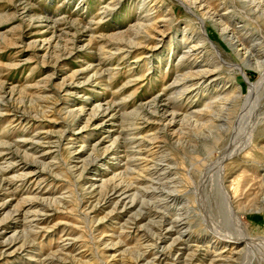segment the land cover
Masks as SVG:
<instances>
[{
  "label": "rangeland",
  "instance_id": "rangeland-1",
  "mask_svg": "<svg viewBox=\"0 0 264 264\" xmlns=\"http://www.w3.org/2000/svg\"><path fill=\"white\" fill-rule=\"evenodd\" d=\"M181 1L0 0V264H188L191 254V264H259L243 259V247L220 253L223 239L211 238L194 184L202 160L219 159L251 134L248 152L226 160L223 179H237L247 201L260 203L238 215L247 233L264 238V92L242 106L237 93L246 95L247 79L258 75L248 65L246 76L213 70L219 65L207 49L191 58L213 70L206 82L182 88L190 65L180 58L200 22ZM185 1L207 21L224 61L240 64L210 21L221 0L208 1L206 11ZM226 1L219 15L233 16L230 30L242 29L240 4ZM148 10L171 16L165 32L137 28ZM136 34L141 45L117 51ZM171 116L174 124L162 130ZM36 146L45 168L37 167L38 179H21L8 159L30 162ZM36 220L44 225L35 235Z\"/></svg>",
  "mask_w": 264,
  "mask_h": 264
},
{
  "label": "bare ground",
  "instance_id": "bare-ground-1",
  "mask_svg": "<svg viewBox=\"0 0 264 264\" xmlns=\"http://www.w3.org/2000/svg\"><path fill=\"white\" fill-rule=\"evenodd\" d=\"M208 1H210V0H189V2H190L189 4L192 7L196 8L197 11H206L211 6ZM230 1H232L231 5H233V3H236V4L239 3L240 4V7L239 8H236V9L238 11L237 14L238 15L240 14L245 19V22L242 23V24H245V25L241 26L243 28L242 29H239V30L238 29L237 30H230L229 29L230 28L229 27L230 26V21H228V18H231L233 16H228V18H227V17H224V16L219 15V13H218V11H217L216 8H218L220 5L224 6V8H226V3L228 2L226 0L219 1L220 3L217 5L216 8L211 7V9L213 8L212 10L214 12H213V16L210 17V21L214 25L213 27L215 29H217L220 38L223 39L222 41H224V43H226L229 46V49H231L232 51H234V53L237 55L238 59L240 60V64H234V63L233 64H229V62L224 61V59L221 56L220 51L217 49V47L214 45V43H212L211 39L209 38V35L206 33L204 24L207 21L204 23L203 19H201V17H200L201 15L198 16L194 11H192L185 4L186 1L183 0V1H181V4L186 8L187 12L190 13L194 18H196L200 22V26H199L200 36L197 35V38H196V42L195 43L192 42V41H194V39L193 40L190 39L189 44H187V46H186V52H184L182 58H180V60L182 59V61L185 60L187 63H189L190 66H188L187 69H185L186 73L181 76L179 82L182 83L181 84L182 85V88L185 87V91H188L189 89L196 87L199 84V82L204 81L205 78L208 76V74L210 72H212L213 70H217L218 71V69L220 67H222V68L225 67L228 72L229 71H231V72L232 71H235V72L237 71V72L243 74L244 76H246L249 73H246V71L244 70L243 66H247L248 65L249 67L252 68L253 72L258 75L257 76L258 79L255 80V81H251V78L250 79L249 78L247 79L246 95H242L241 94V92H243V91L237 93L238 97L239 96H242L241 98L243 100L241 99L242 100L241 104H243L242 106L245 107L247 104H249L251 101H253L252 99H256L258 97V94L259 93L264 92V0H230ZM159 2H160V0H154V3L155 4H157ZM233 6H235V5H233ZM236 9H234V11H236ZM209 11H211V10H209ZM144 14H145L146 21L144 23H141V25L139 27H137L138 29L141 30V32L142 31H145L144 33L147 32L148 34H149V32L151 33V32H153L155 30L156 31L159 30L160 33L161 32L162 33L165 32V30L163 31L162 29H164V28L167 27V23H168V21H170V18H171L170 15H167V14H165L163 12L162 13L154 12V10L153 11H150V10L145 11ZM206 14L207 13L203 14L202 16H204ZM209 14H210V12H209ZM253 25L255 26V30L257 32V36L256 37H253L251 34H249V31H251V30H249L247 28V27L253 26ZM135 37H137V38L128 41V43H125L123 46H120L119 45V47H117V51H121V50L125 49L126 51L125 50H123V51H125L126 53H130L138 45H141L142 44L141 42H138V41L136 42V40H138V34H136ZM184 37H185V35H184ZM190 38H192V34H191ZM249 39H253V40L251 41L252 42L251 45L247 46V43L246 42ZM146 40L149 41V38H147ZM146 46H148V44ZM200 49H207L208 52H211L212 51L211 53H214V58H213L211 64L217 63V65H219V66L213 68V70H209V67L207 65H205L204 63L200 64V63H197L195 60H191L192 57H194L195 59L198 57V55H199L198 52H199ZM100 52H102V51H100ZM101 54L103 55V52ZM189 60H191V61H189ZM237 63H238V61H237ZM232 73H234V72H232ZM214 75H215V72H214ZM204 82H206V80ZM174 89H175V87H174ZM241 89L244 90L243 88H241ZM180 91H181V89H180ZM45 101L46 100H44L43 102H45ZM237 101H238V99H237ZM166 105H168V104H166ZM81 113H82L81 111H79V112L77 111V112H72L71 114L73 115V119H75ZM98 113H97V115H98ZM53 114H54V112H53ZM161 114H162V111H161ZM45 118H47L46 115H45ZM174 118H176V117H174ZM162 119H164V118H162ZM90 120L91 119H88V121H90ZM43 121H45V120H43ZM171 123L174 124V120H173L172 116H171V118H170L169 121H167L165 124H163L162 130L168 129L170 126H172ZM160 128H161V126H160ZM234 134H235V132H234ZM231 135L233 136V133ZM46 136H48V135H46ZM35 137H37V136H35ZM234 137H236V136H234ZM41 138H43V137H41ZM250 139H251V134H249V135L246 134L245 135V138L239 140L237 143H232L229 147H226L225 151L223 152V154H221V157H219V159L213 160V161H211L212 160L211 159L210 162H208V161L206 162V160H202L201 161V166L199 167V169H198V167H196L198 169V171H197L198 172V179H197V182L194 184V187H195V189H197L196 203L198 204V206L200 207L201 211L204 214L205 224L207 225V227H208V229H209V231L211 233V236H212L211 238H215L216 240H218L219 238H222L223 239V240H220V241L224 245L223 248H222L224 251H222V249H221L220 251H222V252H220V253L225 252V250L227 248H228L227 250H230V252H232V251H234V249H236V246H239V247H243V250L241 251V253H242V257H243L244 260H246V259H248V260H256L257 259V261H259L258 262L259 264H261V263L264 264V238H260V237H256V236H251L249 233H247L248 230L246 231L245 223H244L243 219L238 215V213H239L238 211L239 210L245 211V210L249 209L248 207H251L253 205H257V207H258V206H260V203L259 202H253L252 201V203L250 204L249 201H247L246 195H244L243 194V191L240 190L239 182H237V179H233L229 183V185H226L224 183V179H223V172H224V169H225L223 165L225 164L226 160L230 159L233 156H239L240 153L242 151H244V149L247 150V147L249 146V143H250ZM32 140H34V139H32ZM34 142H35V144L39 145L38 144V140H34ZM59 142H57V143H59ZM37 148H39V146H36V148H35L36 150L34 151V154L32 156H30V155H29V157L27 155H24L23 156L25 159L27 157L30 159V157H31L30 162H28V161L26 163L25 162H19V161L17 162V161H15V158L13 157V155H11V157L8 159V164L18 165L17 167L19 168L20 172L22 173L19 176V177H21V179H24V178H26V177H28L30 175H32V178L38 179V177H39L38 175L39 174L36 172L37 171V167L42 166L41 168H43L45 166L44 164H40V162L38 161L39 158L42 159L43 155H45L43 153L44 151L41 153L39 150L37 151ZM248 150H247V152H248ZM38 156H39V158H38ZM246 156H248V153L246 154ZM3 160H5L6 163H7V159H3ZM21 160H23V159H21ZM11 162H14V163H11ZM31 166H33L35 168L34 169L33 168L31 169ZM84 166H85V164H84ZM74 169H75V167H74ZM83 169H84V167H83ZM81 170H79V171H81ZM41 177H43V176L41 175ZM36 183L38 184V183H40V181H37ZM6 187H8V186H6ZM249 191L250 190H248V192ZM129 192H130V188H128L127 190H125L124 191V194L126 195ZM150 194L153 196L152 192ZM130 196L131 195H129L127 197H130ZM261 196H262V193H261ZM39 197H41V195ZM34 200H36V198H34ZM43 200H46V197ZM47 200H48V197H47ZM239 200H241L240 203H239ZM51 201L53 202V200H51ZM56 202L58 203L59 201H56ZM238 203H239V206L236 207V204H238ZM243 203H245L244 206H242ZM211 209L213 211H211ZM32 211H33V209H32ZM40 211H41V209H40ZM37 212H39V211H37ZM42 212L43 213H46L45 210H42ZM13 213L16 214V217H14V219L17 220L19 218V215L21 214L20 211H19V209L14 210ZM35 216L38 217L37 215H35ZM32 218H34V217H32ZM3 220H5V219H3ZM3 220H1L0 223H3ZM183 220H184L183 218H180L179 219V222L180 221H183ZM28 222H30V221H28ZM43 225L44 224H42V222H40V220H36L35 221V223H34V228H35V233L34 234L35 235L37 234V232L41 228H43L42 227ZM2 229H5V228H2ZM173 231L174 230H171V229H165L164 230V232L166 234L169 233L168 235H170V236L173 235ZM179 236H180L181 239L184 238V234H180ZM13 239H14V237H13ZM13 241H16V239L13 240ZM163 243H165V242H163ZM23 244H25V243H23ZM6 246H8V245H6ZM22 247L23 246H20L19 248H22ZM187 247L188 246L183 245L182 250L187 249ZM205 256H208L207 259L209 258V254H208L207 251L205 253ZM176 257H178V256H176ZM212 257L214 258V256H212ZM218 257H221V256L219 255ZM193 259H194V255L191 254L190 257H189V260H188L189 261L188 264H191V262L193 261ZM199 264H207V260L206 259L205 260H199Z\"/></svg>",
  "mask_w": 264,
  "mask_h": 264
}]
</instances>
